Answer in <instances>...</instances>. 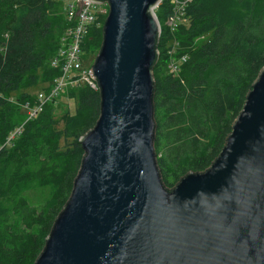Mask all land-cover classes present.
<instances>
[{"label":"trees","instance_id":"trees-1","mask_svg":"<svg viewBox=\"0 0 264 264\" xmlns=\"http://www.w3.org/2000/svg\"><path fill=\"white\" fill-rule=\"evenodd\" d=\"M171 11L170 0L156 10L162 34L153 66L154 148L169 190L190 172L207 171L225 147L264 67V0L190 2L175 34L180 55H188L178 76L166 69ZM106 18L82 44L94 60ZM68 25L63 0H0V264H35L71 197L86 155L80 138L100 117V92L88 85L61 96L75 110L60 118L61 97L29 120L23 109L36 100L28 89L47 90L60 75L50 59Z\"/></svg>","mask_w":264,"mask_h":264},{"label":"water","instance_id":"water-1","mask_svg":"<svg viewBox=\"0 0 264 264\" xmlns=\"http://www.w3.org/2000/svg\"><path fill=\"white\" fill-rule=\"evenodd\" d=\"M91 1L109 4L91 67L101 113L35 264H264V67L210 168L166 189L154 148L159 0Z\"/></svg>","mask_w":264,"mask_h":264},{"label":"built area","instance_id":"built-area-1","mask_svg":"<svg viewBox=\"0 0 264 264\" xmlns=\"http://www.w3.org/2000/svg\"><path fill=\"white\" fill-rule=\"evenodd\" d=\"M164 0H159L158 7ZM172 11L169 14L166 25L171 34V39L166 42L167 72L178 76L182 66L187 62L188 55H180L181 44L176 37L179 27L186 23L185 11L193 0H170ZM64 10L67 14L69 25L64 30L60 40V47L50 59V66L60 70L61 73L49 85L47 90H38L35 94V103L23 105L27 114V120L34 118L42 112L44 106L60 98L68 89H75L88 85L91 89L99 91L98 85L91 72V65H85L82 44L90 28L101 16H108L109 4L107 2L97 4L91 0H63ZM81 5V8H80ZM162 34V28H161ZM160 34V37H161ZM158 53L159 50H158ZM62 98V97H61ZM23 130V125L18 127L8 138V143L18 136Z\"/></svg>","mask_w":264,"mask_h":264},{"label":"rangeland","instance_id":"rangeland-1","mask_svg":"<svg viewBox=\"0 0 264 264\" xmlns=\"http://www.w3.org/2000/svg\"><path fill=\"white\" fill-rule=\"evenodd\" d=\"M63 8H64V3H63ZM61 6H60V9L61 10ZM65 11V10H64ZM155 13H156V10H155ZM64 33V32H63ZM86 54L84 53V63L85 65H88L90 64L91 66H93L95 60H94V56H85ZM97 57V56H96ZM39 90V87L37 88H32V89H28L29 93L35 95L37 93V91ZM61 103L57 105V109L55 110L56 111V117L57 118H60L62 116L63 113H65L67 110L70 111V112H74L75 110V102L73 100H67L65 98H62L61 100ZM60 128L62 127V125L59 126Z\"/></svg>","mask_w":264,"mask_h":264}]
</instances>
